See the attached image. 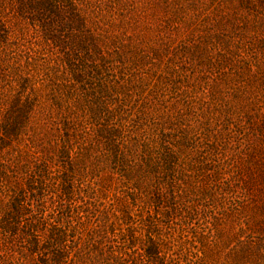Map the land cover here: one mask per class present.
Here are the masks:
<instances>
[{"label":"rangeland","instance_id":"374dc122","mask_svg":"<svg viewBox=\"0 0 264 264\" xmlns=\"http://www.w3.org/2000/svg\"><path fill=\"white\" fill-rule=\"evenodd\" d=\"M0 226V264H264V0H0Z\"/></svg>","mask_w":264,"mask_h":264},{"label":"trees","instance_id":"16d2710c","mask_svg":"<svg viewBox=\"0 0 264 264\" xmlns=\"http://www.w3.org/2000/svg\"><path fill=\"white\" fill-rule=\"evenodd\" d=\"M18 1V11L22 12L24 9H34L37 11V14L39 13V11L41 9H45L47 6V0H33L32 2L29 0L28 2L23 1V0H17ZM12 210L13 212H18V205H19V199L15 198L12 200ZM2 222V221H1ZM2 228V226H0ZM14 227H9V231L12 232ZM37 229H39L37 227V224H33L30 225L29 228H27L24 232V236H26L25 238V242H24V248L28 253H36L39 255V257L41 259H45V260H41V262L43 263H47V258H44V254L41 251V244L42 242L40 241V238L36 233ZM147 253L149 255H152L153 253L151 251L146 252L145 254L147 255ZM53 263H55L56 261H59L61 256H63L64 254H62L61 252H55L53 254ZM148 255V256H149Z\"/></svg>","mask_w":264,"mask_h":264}]
</instances>
